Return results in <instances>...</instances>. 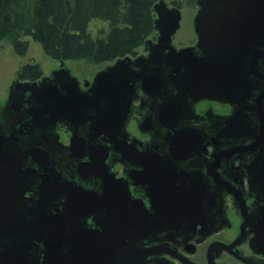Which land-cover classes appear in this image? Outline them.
Segmentation results:
<instances>
[{
    "label": "water",
    "instance_id": "obj_1",
    "mask_svg": "<svg viewBox=\"0 0 264 264\" xmlns=\"http://www.w3.org/2000/svg\"><path fill=\"white\" fill-rule=\"evenodd\" d=\"M195 4L192 45L173 44L181 11L158 0L145 53L106 63L82 85L64 61L50 76L12 82L0 108V264H167L158 258L166 240L198 220L205 229L215 210L225 220L222 199L235 193L216 175L198 186L158 182L164 194L149 207L115 179L111 160L132 165L137 158L125 125L139 92L148 106L139 127L164 132L159 144L177 157L201 143L194 132L205 136L186 122L193 105L227 104L229 113L213 123L221 129L212 141L213 170L222 154L228 164L244 152L250 173L264 176V0ZM57 123L70 131L68 144ZM254 234L264 248V226ZM231 246L213 242L209 259Z\"/></svg>",
    "mask_w": 264,
    "mask_h": 264
},
{
    "label": "flooded vegetation",
    "instance_id": "obj_2",
    "mask_svg": "<svg viewBox=\"0 0 264 264\" xmlns=\"http://www.w3.org/2000/svg\"><path fill=\"white\" fill-rule=\"evenodd\" d=\"M171 1H175V3ZM180 2L170 0L168 3L177 7L176 3L180 4ZM193 2L195 3V0ZM177 8L180 9V7ZM145 52L136 51L135 55L130 56L134 57ZM141 97L145 100L143 102H147V98L144 99L142 93L139 92L133 100V107L128 114L129 119L125 125L126 142H135L137 146V150L130 151L135 156L129 157L137 158L131 160L132 165L129 161L122 162L120 159L109 162L115 179L121 180L120 184H125V189L132 198L141 199L142 205L149 207L151 198L164 194L158 191L156 185L158 182L177 180L181 183L193 182L196 183L195 186H198L197 183L203 184L206 183L205 181L213 184L214 175L218 178V182L222 180L231 182L235 193L234 195L227 194L222 199V205L225 208V220L220 218L222 216L218 215L217 210L209 213L216 216L210 225L204 229L201 221L198 220L193 227L194 230L183 229L178 236H173L165 241L171 250L167 249V253L161 252L158 258L167 264H264V248L254 241L255 230L264 226V188L262 190L257 185L261 182L264 183V176H261L263 171L255 170L256 176H253L250 173V168L245 166V162L249 163L252 158L249 153L244 152H235L228 164L224 163L222 154L214 169L215 173L213 170L212 152L216 149H214L212 141L215 137L220 139L218 135L221 130L220 128L214 130L213 123L221 120L225 114L229 113L230 107L227 104L212 100H199L195 103L193 116L189 120H185L190 123L192 130L196 129V131L203 132L205 136L194 132L201 143L195 146L193 153H184L177 157L176 152L172 154L169 151L165 152V147L159 144L164 132L139 127L148 107L146 104H140ZM56 126L55 129L59 130L60 139L63 136L61 141L68 144L69 139L67 138L68 141L64 140L68 129L58 123ZM201 126H205V128H201ZM223 150V146L218 148L219 152ZM128 154L126 155L128 156ZM133 171H136L134 177L132 176ZM198 178H201V181ZM108 187H112V185L109 183ZM121 188L120 186L121 192L125 193V190ZM219 207H221V203H219ZM201 209L202 207H200ZM213 242L233 243V246L230 250L223 249L211 260L209 255L214 253Z\"/></svg>",
    "mask_w": 264,
    "mask_h": 264
},
{
    "label": "trees",
    "instance_id": "obj_3",
    "mask_svg": "<svg viewBox=\"0 0 264 264\" xmlns=\"http://www.w3.org/2000/svg\"><path fill=\"white\" fill-rule=\"evenodd\" d=\"M157 1L0 0V41L6 40L18 56L25 55L34 41L55 61L109 63L135 55L154 34L152 7ZM94 21L105 28L93 32ZM17 72L18 78L30 81L41 75L38 65Z\"/></svg>",
    "mask_w": 264,
    "mask_h": 264
},
{
    "label": "rangeland",
    "instance_id": "obj_4",
    "mask_svg": "<svg viewBox=\"0 0 264 264\" xmlns=\"http://www.w3.org/2000/svg\"><path fill=\"white\" fill-rule=\"evenodd\" d=\"M169 2L170 0H166ZM181 1L180 11L181 19L180 26L173 35V44L177 47L191 45L195 41V35L192 29V17L195 13L196 5L191 0H177ZM99 28H105V24L101 21H94L91 24V29L93 32L97 33ZM34 41H30L28 45V50L23 56L16 55L11 45L6 40L0 41V108H2L4 102L7 99L8 93L10 91V85L16 79L22 81L17 76L18 70L26 66L38 65L41 69V75L37 79H41L42 76H50V73L59 68V61L52 60L45 56L40 46H38ZM137 51H143L139 48ZM106 63L93 64L86 61H67L64 62V67L70 70L72 76H75L79 81L84 80L91 81L92 77L96 72L101 70ZM34 79V80H37ZM27 81H30L27 79ZM32 81V80H31ZM80 85V86H81ZM57 132L59 130L57 129ZM67 135L64 136V140H67L70 136V131L68 130ZM60 135V134H59ZM63 140V136L61 138Z\"/></svg>",
    "mask_w": 264,
    "mask_h": 264
}]
</instances>
